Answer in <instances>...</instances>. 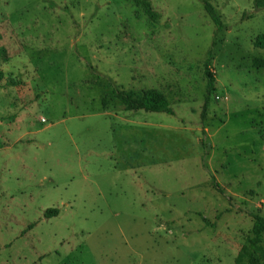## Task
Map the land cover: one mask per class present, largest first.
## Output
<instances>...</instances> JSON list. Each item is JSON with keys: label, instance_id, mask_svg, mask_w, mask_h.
<instances>
[{"label": "rangeland", "instance_id": "374dc122", "mask_svg": "<svg viewBox=\"0 0 264 264\" xmlns=\"http://www.w3.org/2000/svg\"><path fill=\"white\" fill-rule=\"evenodd\" d=\"M148 1L0 0V264H236L253 236L264 7L209 0L218 29L202 0Z\"/></svg>", "mask_w": 264, "mask_h": 264}, {"label": "trees", "instance_id": "16d2710c", "mask_svg": "<svg viewBox=\"0 0 264 264\" xmlns=\"http://www.w3.org/2000/svg\"><path fill=\"white\" fill-rule=\"evenodd\" d=\"M136 6L142 7L145 14L150 19H155L156 14L153 11L148 0H132ZM255 7H264V0H254ZM202 6L204 11L213 21L218 29L221 28L222 23L215 12L213 5L209 0H202ZM253 44L255 47L264 49V33L258 35ZM205 76H206V90L209 92L214 88L213 74L208 68V60L205 61ZM3 74L0 70V80L3 79ZM10 83V79H5V82ZM117 99L126 110H144L153 112H166L172 114L173 111L170 108L165 96L155 88L143 89L140 91L133 90H120L113 88L107 90L101 97V104L106 106L108 98ZM211 183L215 188H218V184L211 174ZM58 208L50 207L44 210L45 217H51L57 215ZM254 222L252 226V237H248L246 242L243 243L234 258L236 264H264V242H262V236L264 235V216L258 213L251 214ZM207 222V220H206Z\"/></svg>", "mask_w": 264, "mask_h": 264}]
</instances>
